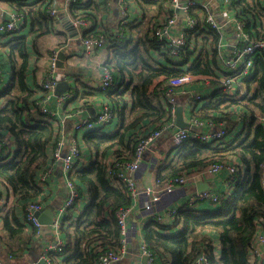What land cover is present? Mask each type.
Listing matches in <instances>:
<instances>
[{"label":"trees","instance_id":"1","mask_svg":"<svg viewBox=\"0 0 264 264\" xmlns=\"http://www.w3.org/2000/svg\"><path fill=\"white\" fill-rule=\"evenodd\" d=\"M136 1L143 12L140 24L122 21L117 28L101 31L110 44L108 58L111 57L110 64L119 81L111 89L117 92L124 87L113 102L119 125L112 133L105 127L84 132L85 144L96 155L87 165L77 166L74 181L80 195L87 193L88 201L78 219L66 224L69 215L62 222L59 230L64 242L62 250L48 251L52 264H58V259L59 264H98L103 252L120 248L122 234L116 213L132 205V196L126 184L116 183L115 173L120 162L133 159L140 139L175 120L172 106L162 103L159 91L181 75L219 77L222 74L217 58L219 32L199 23L195 30L189 31L186 44L179 49L180 55L175 56L173 46L156 35L172 12V0ZM49 2L41 0L33 12L37 38L47 32L64 31L60 23L56 27L57 21L47 13ZM92 5L90 0L73 4L71 16L88 21L96 19V11L90 9ZM232 6L245 31L253 39H264V22L260 18H264V0H232ZM17 10L22 12L21 7ZM198 30L205 33L202 46L209 40L207 52H198ZM65 41L61 40L59 47ZM9 47L11 77L0 90V139L6 142L5 155L0 158V186L8 198V203L0 208V247L11 258L26 254L29 263L40 254L36 230H31L26 222L25 206L42 203L48 197L49 182L40 178L51 163L61 127L38 106L45 98L40 84L37 88L29 86L31 69L26 39L13 37ZM254 63V75L240 81L248 90L244 97L226 100L222 93L221 97L215 94L206 102L211 96H202L204 105L196 107L192 116L194 121L232 128L236 125L234 107H239L246 113L241 131L232 139L226 136L204 142L191 138L168 152L167 162L154 171L157 189L162 190L182 175L201 174L215 164L239 163L232 181L236 189L221 206L216 204L215 209L199 204L180 206L172 224H163L157 218L145 223L144 241L154 264H193L202 253L213 264H252L251 246L260 229L264 232V123L260 120L264 116V55ZM72 66L69 60L68 68ZM125 94L128 101L121 100ZM214 233L219 237L220 253L214 248Z\"/></svg>","mask_w":264,"mask_h":264},{"label":"built area","instance_id":"2","mask_svg":"<svg viewBox=\"0 0 264 264\" xmlns=\"http://www.w3.org/2000/svg\"><path fill=\"white\" fill-rule=\"evenodd\" d=\"M81 0H63V5L59 6L57 3H52L48 9V14L50 17L56 20L58 13L61 10L70 13V8L73 4L79 3ZM125 0H121L124 2ZM221 4L220 12L223 15L224 23H220L217 20L216 13L217 11L213 9L209 4L203 3L199 0H172L170 6L172 12L166 17L161 28H158L156 35L162 41H167L169 45L173 46V55H180V47H183L186 44L187 36L189 31L195 30L201 21L196 18V14H201L204 18V23L212 29L216 30L220 34V40L218 43V54L217 58L221 62L223 69L222 74L219 77H199L192 75H181L178 77L172 78L168 81L159 91L158 96L160 100L164 101L167 104L172 106V112L175 116V111L178 107L179 101L177 99V94L179 90H183L185 86L190 83L203 79L209 82H217L222 86V91L230 96L233 95L234 89L238 87L240 81L244 78H250L254 75L255 72V59L259 56L264 55V39H253L244 29L242 22L239 24V28L236 32V43L233 45H228L224 40V29L230 19L228 13H235L234 7L232 6V0H216ZM181 11V13H179ZM69 15V14H68ZM70 16V15H69ZM24 18L23 12L19 10H11L9 12V17L4 22L0 21V35L13 33L19 28V21ZM71 20V19H70ZM74 28L77 30V41L82 46L83 50L88 54H94L96 51H99L103 48H107L110 44L108 43L107 37L103 32L100 33H87L88 32V20L84 18H72L71 20ZM180 24L178 35L174 36L172 34L173 29H177ZM201 30L197 31V34ZM75 39L68 38L65 41V48L71 49L74 45V42H77ZM230 47V49H228ZM56 56L53 54L50 59L49 68L46 73L45 78L40 82L41 88L45 91V98L41 103H38L40 110L45 114H50L54 117V112L50 111L46 106V99L52 94L57 85L56 80ZM111 57L100 62L98 64V70L100 72L101 83L100 90L110 91L111 88L117 83V79L114 75L113 69L111 67ZM73 88V87H72ZM183 93H187L184 91ZM248 91L245 92V95ZM74 97V94L70 91L64 93L60 96V100ZM197 100L202 99V95L195 96ZM83 109L79 108L69 113L70 118H74V131H88L96 128L105 127L107 124H110L117 115V108L105 104L102 106L100 111L96 113L94 117L83 116ZM261 122L264 123V116L260 118ZM193 126L195 131H190L188 129L178 128L176 126V121L173 120L169 124L153 131L147 137L140 139L134 150V156L131 161L120 162L118 164V171H116L115 181L116 183H124L128 186L129 191L132 196V201L139 200L140 196L146 194V201L144 204V215L149 217L148 219L157 218L163 224H172L176 216H178V209L170 206L169 202L174 196L177 188H182V193H185L184 186L187 184H193L194 179L201 174L197 175H182L181 177L174 178L170 183L160 191H155L151 187L147 188L144 193L139 191L136 180L134 178L135 174H144L149 168L156 170L157 166L167 162L168 153L160 145V141L163 138V135L170 131L172 134V145L173 150L183 146L189 139L196 138L204 142H209L210 140H220L227 136L226 128L219 127L213 131L208 130L204 131L202 128L206 125L204 122H198L193 120ZM212 124L210 123V126ZM66 139L65 131H61V137L57 143V146L53 149V164L48 167L46 171L41 174V181L45 182L48 180L49 176L53 174L55 164L57 162L62 163L63 172H64V184L67 188L66 197L64 203L57 213L53 224L51 225L52 231L56 234L58 243H55L53 246L49 247L46 252H44L37 260L31 261L27 264H52L51 258L48 254V251H61V238L59 230L61 224L66 217L70 215L72 209L75 208L78 200L80 199L79 188L75 184L74 174L77 170V166L82 162V149L75 136L68 140V147L66 149ZM6 142L3 139H0V158L4 157ZM147 154V157H146ZM148 158L149 162H145L144 159ZM112 162H109L111 164ZM238 165L234 164H215L212 165L204 174H215L216 172L222 169H228L230 171V182L233 181L235 173L237 171ZM154 193V195H153ZM168 201L165 202L164 200ZM206 201H213L219 206L224 203V199L217 194L206 190L203 192H192L189 195L188 204L186 207H194L198 204L204 203ZM8 203V198L3 194L2 188L0 186V208L5 206ZM133 203L127 208H122L117 211V220L121 229L122 240L120 248L117 250H107L103 252L100 257L98 264H118L126 256L127 245L131 237L135 235H141L136 226L129 227L127 220L133 212ZM44 205L37 201L31 202L26 206V217L27 221L34 224L37 230H40L42 224L39 222L36 214L38 211L42 210ZM59 234V236H58ZM60 243V244H59ZM264 246V232L262 229L258 232L256 241L251 246V255L252 252L256 253L259 256L256 245ZM141 252L147 258V264H154V257L152 253L148 250L147 245L142 238V243L140 246ZM9 259L11 257L9 256ZM0 264H4L0 256ZM193 264H213L210 257L202 253L200 254ZM252 264H259L256 259L252 257Z\"/></svg>","mask_w":264,"mask_h":264},{"label":"crops","instance_id":"3","mask_svg":"<svg viewBox=\"0 0 264 264\" xmlns=\"http://www.w3.org/2000/svg\"><path fill=\"white\" fill-rule=\"evenodd\" d=\"M83 3L87 2L89 0H81ZM93 2V5L90 7V9L96 11L97 18L96 19H90L88 21V25L90 26L88 31L92 32H101L108 30L110 28H117L119 24H121L122 21L132 23V24H140L143 21V12L138 6V2L136 0H125L124 2H121V0H90ZM203 3L209 4L213 9L217 11L216 16L217 20L222 24L224 23L223 15L220 12L221 10V4L220 2L216 0H199ZM52 3H57V5L62 6L63 0H50ZM49 2V3H50ZM41 3V0H0V21L4 22L9 17V12L11 10H16L18 7L22 8V12L24 14V18L19 21V28L13 33L9 34H2L0 35V90L5 86V84L10 80L11 77V62L9 60V53H10V47H9V41L13 37L21 36L26 39L27 41V48L30 55V76H29V86L32 88H37L40 82L45 78L46 73L49 68L50 59L53 56V54H58L59 50L61 48H65L64 42L63 46L59 47V42L61 40H65L70 38L68 31L63 27V23L68 22V20H72L71 11L69 13L65 12L64 10H61L57 17H56V27L59 28V23L63 27V32L57 31V32H47L42 36H48L53 38L51 40H44L41 39V37L37 38V35L39 32H36L34 28H36V18H32L33 12L37 11ZM17 7V8H16ZM235 11V10H234ZM181 13V11H179ZM70 16H69V15ZM198 20L201 21V23H204V18L201 16V14L195 15ZM228 17L230 19V23H228L224 29V40L227 42L228 45H233L236 43V32L239 28V24L241 23V20L237 18V14L229 12ZM262 21L264 22V18L260 17ZM63 22V23H62ZM180 22L177 29H173L172 34L174 36L178 35V31L180 28ZM264 26V23H263ZM258 30L260 29V26H257ZM200 36L198 38L200 42V50H204L207 52V48L209 45V40L204 42V46L201 45L203 38L205 36L204 32L199 33ZM261 34V33H260ZM230 49V47L228 48ZM66 52L68 55H72V58L70 59V63L73 64L71 68H68L70 71L69 76L67 77L70 81L73 88L71 89V92L74 94V97L67 98L64 100H60V96H57L55 94V90L50 96L46 99L45 106L52 112H54V118L56 119L55 123L59 127H61V131H65V139H66V149L68 147V140H70L73 136H75L81 146L82 149V157L83 160L80 162L79 165L85 166L87 165L96 155L94 151L89 150L87 145L84 142V132L80 131L76 132L74 131V118H70L69 112L74 111L76 109L82 108L83 116L87 117H94L96 113L100 111L103 105L108 104L110 106H116L113 105V102L117 98H119L118 93H121L124 87L118 88L117 92H115V89H112L110 91H102L100 90V83H101V77L100 72L98 70V64L100 62H104V59H107L109 56V48H103L99 51H96L94 54H88L85 52L82 48V46L79 44V42H74V45L71 49L66 48ZM197 53V52H196ZM195 53V54H196ZM83 58V59H81ZM75 59H81V60H75ZM192 60V57L189 59V61ZM192 62V61H191ZM190 63V62H189ZM188 64V63H186ZM220 68L223 69V66L221 62L219 61ZM189 66V64H188ZM75 73V74H74ZM202 78V76H199ZM72 78V79H71ZM119 83V81H117ZM184 91H187V93H183ZM248 91L243 85L238 84V87L234 89L233 95H226L222 91V86L217 82H209L207 80L199 79L196 80L189 85L185 86L183 90H179V93L177 94V99L181 103L183 110H184V118L185 121L189 123H193L192 116L195 112L196 107L203 106L204 102L202 103L201 100H197L195 96L202 95V96H211L206 100V102L211 101L215 96L217 98L221 97V94H225V99H239L245 96V92ZM68 92V91H67ZM78 92V93H76ZM217 92V93H215ZM66 93V92H65ZM217 94V95H215ZM63 95V94H62ZM215 95V96H214ZM121 100H127V95H122ZM232 97V98H230ZM122 102V101H121ZM201 102V103H200ZM229 102V101H227ZM162 103L166 104L163 100ZM179 105V104H178ZM234 113L235 114V120L236 125L232 128H229L227 126V138L232 139L234 135L237 134V132L241 131V125L243 119L246 117V113L242 112L239 107H234ZM176 121V118H175ZM206 123L204 128H202L204 131L208 130H214L219 128V126L211 123ZM119 125V119L117 118V115L115 119L105 126V129L109 132L116 131L117 127ZM192 125V129L197 128ZM61 137V135H60ZM160 145L167 151V153L172 152L173 145H172V134L170 131L166 132L163 135L162 140L160 141ZM53 153V152H52ZM50 156V165L53 164V156ZM147 157V154H146ZM148 158H145V162H149ZM234 165H238L239 163L235 161V163L231 162ZM238 163V164H237ZM155 170L152 168H149L143 175L138 174L134 175V178L136 180L137 187L139 191H144L151 187L155 191H159L160 189H157L156 184V177H155ZM230 171L228 169H222L215 174H204L201 173L200 177H196L193 181V184H187L184 186L185 193H182V188H177V191L175 192L174 196L170 200L169 204L173 208H180L185 207L188 204L189 195L192 192H198L197 186L200 183L207 184L209 187V191L217 194L218 196L222 197L223 199H226L230 193L235 191L236 186L233 182H230ZM49 182V185L47 186V195L48 197L42 202L44 205V208L48 206H52L57 210V213H59L60 208L62 207L64 203V199L66 196H62L61 193H65V184H64V172L61 162H57L55 164L54 172L51 174L47 180ZM3 194L7 196V193L4 189H2ZM146 194H143L142 197L140 196L139 200L132 201L133 203V212L129 219L127 220V224L129 227L136 226L141 232V235H135L134 237H131L129 240V244L127 245V253L125 258L118 264H147V258L146 256L141 252L140 246L142 243V238H144V232L143 227L144 223L149 221V217H146L144 215V204L146 201ZM154 195V193H153ZM88 201V195L87 193L80 196V199L78 200L76 206L74 209L71 210L69 219L66 221V224L71 223L79 218L81 215L83 208L86 205V202ZM165 202L168 200L165 199ZM215 202L206 201L204 203H201L199 205L207 206V209H215V206H219ZM27 206V205H26ZM25 206V207H26ZM25 212V211H24ZM24 212L22 213L25 217ZM40 217H38V220ZM28 224V227L31 230H36L35 236L37 239V253L40 256L46 252V250L53 246L55 243H58L56 234L47 226L42 225L40 230H37L34 224L26 221ZM59 236V234H58ZM61 238V236H60ZM213 244L215 251L217 253H220V242L219 237L217 234L214 233L213 235ZM61 243L63 244V239L61 238ZM60 244V243H59ZM258 245V243L256 244ZM257 251L259 256H257L256 253L252 252L253 259H256L257 262L260 264L261 260L264 258V246L258 245ZM0 256L2 258V261L4 264H27L29 256L25 254L24 257L20 258H11L9 259V256L7 253H5L1 247H0ZM59 264V259L57 260Z\"/></svg>","mask_w":264,"mask_h":264},{"label":"water","instance_id":"4","mask_svg":"<svg viewBox=\"0 0 264 264\" xmlns=\"http://www.w3.org/2000/svg\"><path fill=\"white\" fill-rule=\"evenodd\" d=\"M68 22L63 23V27L68 31L69 36L71 39H75L77 41V30L74 28V25L72 24L71 20H68ZM78 42V41H77ZM72 58V55H68L66 52V48H61L56 56V80L57 85L55 87V94L57 96H61L67 91H70L72 89V85L70 81L68 80V76L70 74V71L68 70L69 67V60ZM69 59V60H68ZM72 79V78H71ZM175 118H176V126L178 128H185L190 131H195V128L192 129V125L185 121L184 118V110L179 102V105L175 111ZM198 192H203L209 189L207 184L200 183L197 186ZM65 191H67V188L65 187ZM62 196H66L65 193H61ZM57 215V210L52 207L48 206L46 208H43L42 210L38 211L36 216L37 218L40 217L39 222L47 226L51 229V225L53 224V221ZM260 264H264V258L261 260Z\"/></svg>","mask_w":264,"mask_h":264},{"label":"rangeland","instance_id":"5","mask_svg":"<svg viewBox=\"0 0 264 264\" xmlns=\"http://www.w3.org/2000/svg\"><path fill=\"white\" fill-rule=\"evenodd\" d=\"M89 27H90V26L88 25L87 29H89ZM52 38H53V36L48 38L47 35L41 37V39H44V40H47V39H48V40H51ZM81 59H83V58H81ZM81 59H75V60H81ZM105 60H106V59H104V61H105ZM144 224H145V223H144ZM59 252H60V251H59Z\"/></svg>","mask_w":264,"mask_h":264}]
</instances>
